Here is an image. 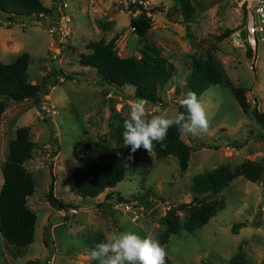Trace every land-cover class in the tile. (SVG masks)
<instances>
[{"label":"rangeland","instance_id":"374dc122","mask_svg":"<svg viewBox=\"0 0 264 264\" xmlns=\"http://www.w3.org/2000/svg\"><path fill=\"white\" fill-rule=\"evenodd\" d=\"M41 1L50 8L52 16L54 1ZM66 2L69 33L54 58L48 56L50 37L40 18L12 23L0 15V43L10 39L8 32L20 36L29 55L28 80L46 84L40 102L55 110L53 114L46 112L31 98L4 100L0 114V168L8 140L14 137L18 126L27 125L35 145L31 156L23 162L34 181V190L26 203L36 217L30 243L10 244L0 235V261L3 264H94L96 261L89 253L109 234L134 232L141 238L151 236L159 241L163 230L159 216L167 208L182 202L198 204L222 198L224 206L207 222L192 231L179 227L166 242H159L166 249L170 264H227L238 246L245 251V264H264V138L258 136L263 128L249 112H242L230 88L221 82L210 84L197 96L205 109L209 131L180 134L192 146L184 170L178 169L175 155L159 158L153 150L150 153L142 147L133 155V164L123 178L95 196L77 194L71 178L72 168L80 162L85 140L102 138L107 144L116 143L117 117L129 118L131 103L143 101L145 119L179 113L178 100L190 91L188 81L193 59L212 62L234 85L245 88L244 95L250 104L264 110V43L249 54L246 48L233 43L230 32L242 19L236 0H189L186 6L174 0H148L147 7L155 9L148 14L150 25L146 36L174 66L172 75L159 86L155 102L138 100L130 85L110 88L94 69L78 62L80 52L90 51L86 47L88 40L99 37L106 40L112 35L118 55H138L139 42L130 29V16L122 0ZM186 8L190 10L187 19L182 12ZM227 29L228 34L220 37ZM3 53L0 47L1 61L12 59L10 54ZM52 63L77 78H65L53 72ZM123 131L120 129L118 133L122 135ZM199 143L204 146L196 147ZM246 160L263 165L262 178L250 181L236 175L217 191H191L189 185L195 172L220 163L235 169ZM51 177L53 194L72 206L58 209L45 199ZM1 180L0 170V183ZM108 194L119 195L121 203ZM175 212L179 220L186 213L179 208ZM232 223H237L234 231ZM45 227L47 246L42 240Z\"/></svg>","mask_w":264,"mask_h":264},{"label":"trees","instance_id":"16d2710c","mask_svg":"<svg viewBox=\"0 0 264 264\" xmlns=\"http://www.w3.org/2000/svg\"><path fill=\"white\" fill-rule=\"evenodd\" d=\"M174 1L185 6L189 4V0ZM154 9L152 8V10ZM145 10L152 12L147 7L137 15L130 16L128 21L139 42L138 55H118L115 48V35H112L106 40L101 37L88 40L86 47L90 51L80 52L78 62L94 69L98 78L110 88H119L124 84L130 85L133 87L135 97L155 102L158 100L159 86L172 75L174 66L167 57L160 54L157 46L148 40L146 30L150 25V17L146 15ZM39 12L45 14L50 12V8L40 0H0V15H3L6 20L39 19ZM182 12L184 18L187 19L190 10L186 8ZM228 32L229 29L219 35L221 37L227 35ZM250 50L246 48L245 52L249 54ZM28 60L29 55L26 51L18 53L10 61L0 60V114L4 108L5 99L31 98L37 105L40 104L46 92V84L28 80ZM52 71H57L65 78H77L73 73L55 67L53 63ZM215 82H221L230 88L242 112H249L254 121L263 128L258 136L264 138V110L260 111L255 103L248 102L244 95L245 88L234 85L226 74L212 62L193 59L188 81L190 91L198 96ZM178 110L186 113V109H182L180 105ZM117 118L119 121L115 125L117 134L114 145L107 144L102 138L88 139L83 142L80 162L71 170L74 190L80 196H95L104 188L114 186L133 164V159L127 158L130 148L124 147L123 136L118 133L120 129L123 131V121L127 118L119 116ZM152 143V150L156 157L161 158L173 154L176 156L178 169L182 171L186 168L192 146L180 138L176 127L169 128L167 137L163 141L164 147L156 141ZM34 145L35 142L29 137L28 126H18L15 129L14 137L7 142V154L0 168L2 176L0 183V235L5 242L10 244L26 245L33 239L36 214L27 206L26 201L27 196L34 190V181L23 162L31 156ZM199 146H204V144L199 143L196 147ZM140 149L131 153L132 157ZM236 175L256 181L262 178L263 165L256 160H246L238 168L231 169L226 164L220 163L211 169L192 174L189 186L194 193L217 191L227 185L229 180ZM44 196L48 203L55 208L67 209L72 206L53 194L52 177ZM108 197L112 196L108 194ZM116 197L117 200H121L119 195ZM223 206L224 201L219 198L201 201L198 204L182 202L176 207L167 208L159 216V221L163 224V230L159 233V242H166L169 235L176 233L179 227L187 231L194 230L207 222L214 212ZM176 208L184 209L186 212L181 220L175 212ZM236 224H231L232 231ZM42 240L44 245H49L47 227H45ZM245 260V251L238 246L228 258L227 264H245ZM0 264H3L2 261ZM94 264H98V262L96 261ZM165 264H170V259L167 257Z\"/></svg>","mask_w":264,"mask_h":264},{"label":"clouds","instance_id":"9594fccd","mask_svg":"<svg viewBox=\"0 0 264 264\" xmlns=\"http://www.w3.org/2000/svg\"><path fill=\"white\" fill-rule=\"evenodd\" d=\"M178 104L186 109V113L179 112L173 117L153 115L150 119H145L147 111L143 101L130 104L129 118L123 121L122 133L124 147L130 148L129 160L131 153L141 146L151 153L153 141L164 147L163 141L171 127H176L185 136L209 131L205 109L194 92L189 91ZM89 255L98 264H165L167 252L151 236L141 238L134 232H114L96 243Z\"/></svg>","mask_w":264,"mask_h":264},{"label":"built area","instance_id":"2783aa9c","mask_svg":"<svg viewBox=\"0 0 264 264\" xmlns=\"http://www.w3.org/2000/svg\"><path fill=\"white\" fill-rule=\"evenodd\" d=\"M52 1H54V14L50 16V12L47 14L39 12L38 16L47 26V34L50 37L48 56L54 58L62 48L63 43L66 42L69 33L66 21L69 19V15L65 11L66 0ZM237 1L242 19L230 32L231 39L234 44L245 48V43L247 48L255 51L260 43H264V0ZM122 2L129 16H135L142 12L148 4V0H122ZM145 13L148 15L149 11L145 10ZM9 21L7 20V22ZM241 28L244 29L243 37L239 33ZM130 29L132 30V26H130ZM40 105L46 112L51 114L55 112L54 109H49V106L45 107L43 102H40Z\"/></svg>","mask_w":264,"mask_h":264},{"label":"crops","instance_id":"0c3cea01","mask_svg":"<svg viewBox=\"0 0 264 264\" xmlns=\"http://www.w3.org/2000/svg\"><path fill=\"white\" fill-rule=\"evenodd\" d=\"M41 1V0H40ZM42 2V1H41ZM43 3V2H42ZM44 4V3H43ZM47 6V5H46ZM23 21H25V20H23ZM26 22V21H25ZM12 23H13V21H12ZM96 29H97V26H96V24H92ZM84 26H85V24H84ZM91 27V26H90ZM84 32L86 31V33L85 34H88L87 32H88V30L86 29V28H83L82 29ZM84 34V35H85ZM134 34V33H133ZM8 35H10V39L9 40H7V41H5V42H3V43H0V47L2 48V52H4L3 54H10L11 56H12V59L18 54V53H20V52H22V51H26V50H24L23 49V42H22V40H21V38H20V36L19 35H17V34H15L14 32H8ZM135 35V34H134ZM69 38V37H68ZM71 42H74L75 43V41L74 40H72V38H70L69 39ZM125 50L126 51H129L130 50V48L129 49H127V48H125ZM118 51V50H117ZM27 52V51H26ZM119 52V51H118ZM28 53V52H27ZM2 54V53H1ZM128 54H130V52L128 53ZM120 55L121 56H125L126 54H124V53H120ZM11 59V60H12Z\"/></svg>","mask_w":264,"mask_h":264},{"label":"water","instance_id":"95a60500","mask_svg":"<svg viewBox=\"0 0 264 264\" xmlns=\"http://www.w3.org/2000/svg\"><path fill=\"white\" fill-rule=\"evenodd\" d=\"M48 19V18H47ZM47 19H45V20H47ZM25 21H29V20H31V21H35L36 19L35 18H30V19H24ZM240 36L241 37H243L244 36V29L243 28H241L240 29ZM244 45H245V48H247V46H246V44L244 43ZM138 100L140 99V98H137ZM114 200H116V198L117 197H112ZM119 203H121V201L119 202Z\"/></svg>","mask_w":264,"mask_h":264},{"label":"bare ground","instance_id":"6f19581e","mask_svg":"<svg viewBox=\"0 0 264 264\" xmlns=\"http://www.w3.org/2000/svg\"><path fill=\"white\" fill-rule=\"evenodd\" d=\"M237 4H238V1L236 0Z\"/></svg>","mask_w":264,"mask_h":264}]
</instances>
